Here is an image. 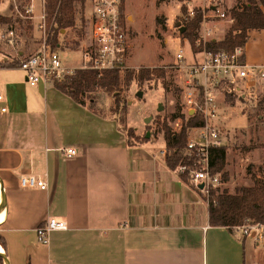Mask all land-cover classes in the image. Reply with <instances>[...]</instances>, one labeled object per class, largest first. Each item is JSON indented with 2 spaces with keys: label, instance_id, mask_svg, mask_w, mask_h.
<instances>
[{
  "label": "crops",
  "instance_id": "0c3cea01",
  "mask_svg": "<svg viewBox=\"0 0 264 264\" xmlns=\"http://www.w3.org/2000/svg\"><path fill=\"white\" fill-rule=\"evenodd\" d=\"M64 32L59 45L77 48L78 40L62 44ZM8 44L0 59V251L10 264H264L259 229L210 224L203 191L168 168L160 148L151 140L128 146L111 119L52 83L29 84L17 64L35 46ZM25 172L45 173L46 189L21 187ZM48 217L68 227L41 244L36 228Z\"/></svg>",
  "mask_w": 264,
  "mask_h": 264
},
{
  "label": "rangeland",
  "instance_id": "374dc122",
  "mask_svg": "<svg viewBox=\"0 0 264 264\" xmlns=\"http://www.w3.org/2000/svg\"><path fill=\"white\" fill-rule=\"evenodd\" d=\"M18 1L0 0V15L18 18L19 14L15 9ZM187 1L194 9L193 16L195 9H200L203 14L193 39L183 34V31L180 32V26L193 17L188 15ZM218 1L225 12L223 19L211 16L210 9L205 6L207 0H124L123 13L129 23L130 67L127 69L137 71L140 67H149L162 68L165 71V85L154 74L143 83L134 79L128 85H123L120 94L124 104L118 115L114 114L113 96L103 91L97 92L98 101L94 104L95 109L110 117L116 125L124 127L131 143L140 144L151 140L156 150L165 146L162 126L164 117H167V120L170 118L167 125L171 130H179L182 122L180 115L187 116V109L182 97V87H185L181 78L182 72L176 66L175 54L182 48L190 60L189 50L191 47L195 50L196 39L205 28H210L212 31L207 36L206 44L223 37L224 30L232 22L227 9L232 7L236 0ZM90 10L89 0L84 1L81 9L77 5L76 17L82 16L85 24L82 27L78 21L76 26L67 28L62 36V44L69 45L73 40H78V47L69 49L59 45L55 48L61 63L67 68H77L78 64H81L83 47L87 41L86 20ZM10 22L0 21V34L11 25ZM33 24L35 25V22L32 20L24 19L19 29L14 27L16 38L12 44L0 38V49L6 51L0 52V59L7 58V53L10 52L8 49L5 50V44L14 47L19 42L31 43L35 46L34 51L36 50L37 37L40 34L35 26L32 27ZM250 35H255V38L245 46V61L248 64H264V58L257 56V54L264 56V30L258 33L252 31ZM253 41L258 42V47L255 49L250 47ZM28 46L32 47V45ZM250 53L258 59L250 60ZM139 91L141 96L137 95ZM261 98H263L262 103H260ZM256 100L257 102L234 101L229 109L231 116L227 119L224 130L222 129V134L225 135L223 143L227 149L226 162L220 172H215L219 176V183L210 189H217L218 192L221 190L234 192L242 186L252 185L254 176H264V82L258 89ZM88 101L89 98H85V102ZM209 192L203 191L206 199ZM261 248L264 253V243H261Z\"/></svg>",
  "mask_w": 264,
  "mask_h": 264
},
{
  "label": "built area",
  "instance_id": "2783aa9c",
  "mask_svg": "<svg viewBox=\"0 0 264 264\" xmlns=\"http://www.w3.org/2000/svg\"><path fill=\"white\" fill-rule=\"evenodd\" d=\"M48 0H19L15 4L18 16L35 22L38 29L39 42L35 51L18 61V67L26 72V80L31 85L40 81L45 83L54 79H61L75 68L65 67L55 49L47 44V39L54 24L53 15L46 8ZM90 14L86 20L87 41L83 47V58L79 67L98 71L112 69H127L129 49V23L123 13L124 0H89ZM37 4L39 7H37ZM20 5V6H19ZM188 15L193 16L194 9L187 1ZM211 16L223 19L225 12L218 0H207L205 4ZM37 12V14H36ZM210 28L203 29L196 39L195 50L191 47L190 60L181 48L175 54V63L182 72L184 82L182 87L183 99L187 113L197 111L201 116V123L190 131L185 155L194 159L192 164H179L178 174L187 173L188 180L195 186L202 184L201 191L209 192L210 187L219 183V176L210 170V149L220 146L225 135L222 134L227 119L230 117L228 109L233 104L226 102L228 95H235V101H256L258 89L264 82V65L248 64L240 61V48L233 51L209 50L206 48L207 36ZM14 31L6 29L0 34L7 43H12ZM241 97V99H239ZM1 98V95H0ZM5 107L2 108L4 110ZM69 156H81L82 151L73 147L62 148ZM156 155L166 157V148H160ZM45 173L25 172L19 177V185L23 188L39 187L46 189ZM67 222L48 217L37 226V241L47 244L49 234L53 230L66 229ZM236 228L250 232L260 230L257 239H264V224L247 223Z\"/></svg>",
  "mask_w": 264,
  "mask_h": 264
},
{
  "label": "trees",
  "instance_id": "16d2710c",
  "mask_svg": "<svg viewBox=\"0 0 264 264\" xmlns=\"http://www.w3.org/2000/svg\"><path fill=\"white\" fill-rule=\"evenodd\" d=\"M85 0H48L46 8L51 12L49 19L54 16V24L49 33L47 44L51 49L59 46V35L67 28H72L80 21L82 27L85 20L82 16L76 17V8L79 5L83 7ZM186 1V0H182ZM232 22L225 29L223 37L219 40L207 42L206 48L209 50H226L233 51L240 48V61L244 60L243 47L249 40L251 31L264 30V0H236L232 7H228ZM203 14L200 9H195V15L183 23L185 30L183 34L193 39L194 32L202 19ZM17 21H12V20ZM22 18L4 17L0 15V21L10 22L6 29H12L14 36L12 43L16 38V30L23 24ZM21 22V23H20ZM27 22V21H24ZM15 27V28H14ZM32 27H34L32 25ZM39 37H37V43ZM71 47H74V40ZM11 43V44H12ZM38 45V44H37ZM70 45V44H69ZM65 46V45H64ZM77 46V42H76ZM22 59V58H21ZM156 73V74H155ZM151 74L156 75L163 85H165V71L162 68L140 67L136 70H103L75 68L72 73L66 74L61 79H54L52 83L57 89L71 96L76 102L86 106L89 110L103 117H108L104 113L95 109L94 104L97 100V92L103 91L113 96L114 114H120L123 108L124 100L121 98L120 89L123 85H128L131 80L136 79L139 83H143L150 79ZM85 98H89L85 102ZM237 99L235 95H228L226 102L233 104ZM241 99V97L239 98ZM243 101V100H242ZM263 98L260 99V103ZM173 117V116H172ZM181 126L179 130L173 131L167 125L169 119L164 117L162 120L163 137L165 140L166 157L165 163L171 170H176L179 164H192L194 159L185 155L187 143L189 141L191 129L200 124L202 119L200 114L195 111L187 116L180 115ZM116 119V118H113ZM112 120V119H111ZM126 137V145H136L128 139L124 127L116 125ZM227 149L224 144L210 149V170L212 173L220 172L226 162ZM184 180H188L187 173L180 174ZM225 175V172H224ZM208 202L209 222L215 226H224L232 228L235 226L247 224H264V176L253 177V184L250 186H242L234 192L226 190L217 191L210 189ZM0 245L5 250V243L0 236ZM0 264H4L0 257Z\"/></svg>",
  "mask_w": 264,
  "mask_h": 264
},
{
  "label": "water",
  "instance_id": "95a60500",
  "mask_svg": "<svg viewBox=\"0 0 264 264\" xmlns=\"http://www.w3.org/2000/svg\"><path fill=\"white\" fill-rule=\"evenodd\" d=\"M176 25H179V23H176ZM185 27L184 26H180V32L184 31ZM138 96H141V92H137ZM199 188L202 187V184H200L198 186ZM5 200V192H4V184H3V180L0 177V201H4ZM0 257L3 259L4 264H10L8 257L6 256V254L2 251H0Z\"/></svg>",
  "mask_w": 264,
  "mask_h": 264
},
{
  "label": "bare ground",
  "instance_id": "6f19581e",
  "mask_svg": "<svg viewBox=\"0 0 264 264\" xmlns=\"http://www.w3.org/2000/svg\"><path fill=\"white\" fill-rule=\"evenodd\" d=\"M2 211H3V202L0 201V214L2 213Z\"/></svg>",
  "mask_w": 264,
  "mask_h": 264
}]
</instances>
